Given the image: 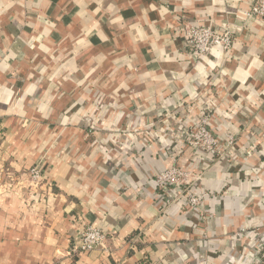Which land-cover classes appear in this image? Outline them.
<instances>
[{
  "label": "crops",
  "instance_id": "crops-1",
  "mask_svg": "<svg viewBox=\"0 0 264 264\" xmlns=\"http://www.w3.org/2000/svg\"><path fill=\"white\" fill-rule=\"evenodd\" d=\"M250 1L0 0V264H259L264 19ZM179 16L236 27L232 48L191 56ZM206 113L220 156L183 135ZM173 163L201 174L200 211L156 200ZM86 224L105 247L74 253Z\"/></svg>",
  "mask_w": 264,
  "mask_h": 264
},
{
  "label": "built area",
  "instance_id": "built-area-1",
  "mask_svg": "<svg viewBox=\"0 0 264 264\" xmlns=\"http://www.w3.org/2000/svg\"><path fill=\"white\" fill-rule=\"evenodd\" d=\"M247 18L264 19V0H251L248 9L245 11ZM180 23L174 30L176 35H182L188 53L196 58L209 53L215 47H221L225 51L232 48L234 33L236 27L226 25L221 30H217L211 24L201 22H191L177 17ZM190 121L187 129H183V135L186 143L192 149L199 152H205L210 155H222L219 137L210 129V114L206 113L184 120V123ZM166 123H168L166 121ZM153 124V123H152ZM169 124V123H168ZM187 126V125H186ZM229 144L233 142L230 137ZM44 168L42 162L36 163L30 168V182L37 186L43 179ZM201 178L200 173H193L182 169L177 163H173L168 168L163 169L153 176L152 181L155 186V197L163 208L172 202H178L191 210L200 211L207 195L201 187H197ZM106 240L105 231L98 225L86 224L82 228L78 242L72 246L74 253L104 248ZM255 250L251 251L250 259L259 264H264V241H256Z\"/></svg>",
  "mask_w": 264,
  "mask_h": 264
}]
</instances>
